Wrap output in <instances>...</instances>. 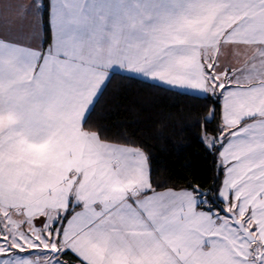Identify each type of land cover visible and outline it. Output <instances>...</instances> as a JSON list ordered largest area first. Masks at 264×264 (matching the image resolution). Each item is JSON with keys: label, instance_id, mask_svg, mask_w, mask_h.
<instances>
[{"label": "snow or ice", "instance_id": "snow-or-ice-1", "mask_svg": "<svg viewBox=\"0 0 264 264\" xmlns=\"http://www.w3.org/2000/svg\"><path fill=\"white\" fill-rule=\"evenodd\" d=\"M18 16L38 43L0 38V264H264V0H32ZM121 72L204 102L207 186L158 191L144 147L89 123Z\"/></svg>", "mask_w": 264, "mask_h": 264}, {"label": "trees", "instance_id": "trees-1", "mask_svg": "<svg viewBox=\"0 0 264 264\" xmlns=\"http://www.w3.org/2000/svg\"><path fill=\"white\" fill-rule=\"evenodd\" d=\"M204 106L203 101L190 96L116 73L89 123L109 139L126 132L135 145L144 147L152 160L153 183L163 186L157 190L184 188L190 179L207 186L215 158L199 140L197 113H202ZM214 126L215 122L209 127Z\"/></svg>", "mask_w": 264, "mask_h": 264}, {"label": "crops", "instance_id": "crops-1", "mask_svg": "<svg viewBox=\"0 0 264 264\" xmlns=\"http://www.w3.org/2000/svg\"><path fill=\"white\" fill-rule=\"evenodd\" d=\"M48 2V0H47ZM24 4L30 6L32 0H0V38H5L19 42L21 44L30 43L32 46H36L38 41L32 39L31 41L27 40L26 37L31 31L30 27H26L23 31L20 29V19L18 16L19 5ZM32 9L29 8L30 15L28 19L30 21H35V18L32 13ZM41 35H44L41 33ZM50 42V38H49ZM222 64L227 65L228 67H241L242 65L238 63L235 59L229 54L227 57L222 58ZM128 75L127 73H122ZM181 189V188H173ZM164 189H158L161 191Z\"/></svg>", "mask_w": 264, "mask_h": 264}]
</instances>
